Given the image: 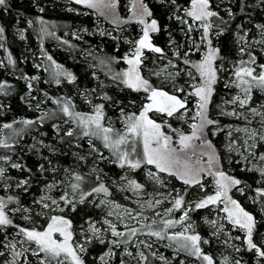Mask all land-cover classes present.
Returning <instances> with one entry per match:
<instances>
[{
	"label": "snow or ice",
	"instance_id": "1",
	"mask_svg": "<svg viewBox=\"0 0 264 264\" xmlns=\"http://www.w3.org/2000/svg\"><path fill=\"white\" fill-rule=\"evenodd\" d=\"M31 7L19 57L0 23V264H264V0Z\"/></svg>",
	"mask_w": 264,
	"mask_h": 264
},
{
	"label": "trees",
	"instance_id": "2",
	"mask_svg": "<svg viewBox=\"0 0 264 264\" xmlns=\"http://www.w3.org/2000/svg\"><path fill=\"white\" fill-rule=\"evenodd\" d=\"M12 7L14 11H11L7 15L0 14V20H1V23H3L7 29L8 46L13 50V54L19 57V55L22 54L23 52L24 43L16 39L13 35L14 31L12 30V26L14 25V22H15L16 12L17 11L24 12L26 16H31V15H35V10L31 7V0H12ZM52 13L55 14L54 17L56 18V20L61 22V24L63 23H67V24L75 23L76 24L78 22H87L89 20V17H83V16L76 17L74 14L65 13L64 11L60 9L48 10V12L46 13L47 18L48 17L50 19L53 18ZM20 25H23V24L21 23ZM58 34L62 35V32H59ZM29 38H30L32 45H35V40L32 38L30 34V30H29ZM53 43L55 42L49 43L48 46H52ZM51 50H54V49H51ZM55 51L59 53V55L57 56V59L59 61H61L62 63H66L68 67H73V62H71L70 60L65 61L63 52H61L59 49H55ZM30 67H31L30 65H27L25 67V70H28ZM74 70L77 72L82 71V69L80 68H74Z\"/></svg>",
	"mask_w": 264,
	"mask_h": 264
},
{
	"label": "rangeland",
	"instance_id": "3",
	"mask_svg": "<svg viewBox=\"0 0 264 264\" xmlns=\"http://www.w3.org/2000/svg\"><path fill=\"white\" fill-rule=\"evenodd\" d=\"M60 10H62V9H60ZM63 11V10H62ZM52 17L53 18H55L54 17V13H52ZM49 18V17H48ZM53 18H51V20H55L57 23H61V22H59L58 20H56V18L55 19H53ZM50 19V18H49ZM0 23H1V20H0ZM79 23H81V22H78V23H76V24H79ZM23 24V23H22ZM73 24H75V23H73ZM16 25V18H15V22H14V25L12 26V30L14 31V26ZM21 27H23L24 25H20ZM59 33V32H58ZM33 46V48H35V45H32ZM48 46V45H47ZM49 47V50L50 51H52L51 49H54L55 50V43H53V45L52 46H48ZM24 48H25V44H24ZM24 48H23V52H24ZM22 52V53H23ZM0 54H2V53H0ZM61 62V61H60ZM72 62V61H71ZM62 63V62H61Z\"/></svg>",
	"mask_w": 264,
	"mask_h": 264
}]
</instances>
